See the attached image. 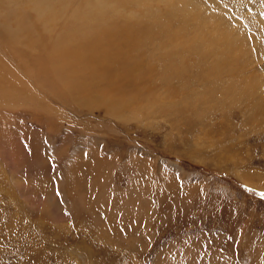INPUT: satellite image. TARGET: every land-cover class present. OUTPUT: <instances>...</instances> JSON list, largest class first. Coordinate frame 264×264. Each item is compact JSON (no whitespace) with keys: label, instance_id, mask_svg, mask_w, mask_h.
I'll return each mask as SVG.
<instances>
[{"label":"rangeland","instance_id":"374dc122","mask_svg":"<svg viewBox=\"0 0 264 264\" xmlns=\"http://www.w3.org/2000/svg\"><path fill=\"white\" fill-rule=\"evenodd\" d=\"M39 1L0 0V27L31 3L40 25ZM56 3L52 36L17 48L71 20L126 27L138 80L78 103L69 54L27 64L0 36V264H264V0Z\"/></svg>","mask_w":264,"mask_h":264},{"label":"bare ground","instance_id":"6f19581e","mask_svg":"<svg viewBox=\"0 0 264 264\" xmlns=\"http://www.w3.org/2000/svg\"><path fill=\"white\" fill-rule=\"evenodd\" d=\"M45 1L41 0V1H39V3H37V5H41ZM49 1L52 2L51 9L48 12V14L41 17L42 23L40 25H37L35 19L32 20L30 25H28L29 19L25 18L26 7L29 5L32 6L31 5L32 3L27 4L26 6L21 5L25 8V12L23 11L24 13L21 14L22 15V17H21L22 25L21 26L19 25V23L17 21V15L11 13V9H10L5 14V16L10 15V18H13L12 21H15V22H12V21L7 22V20L3 21L2 22L3 25L1 24V27H0V36L3 34L6 36V39L9 38V42L7 41V43L10 45L14 44L12 47L17 49L16 50L17 53H21L22 58H24L26 60L27 64H29V62H31V60H34L35 58H39L41 60H46V61H48L49 59L55 60L54 58H56L58 60V58L62 57L63 54H65V53L69 54L68 56H69V58L71 57L72 62L70 61L67 64H62V61L60 60L61 64H62V68L60 69V71H59L60 73L58 76H60V74H61V76L67 75V77H66L67 79L65 78L66 79L65 81H67V83L70 85L69 86L70 93L72 95H74L73 97L76 100H78V103H79V101H81L82 97L84 98V96H86L88 94L90 95L94 90L96 91V93L98 91V92H102L103 94L101 95V93H97L96 96H98L99 98L97 99V97H96V99H97L96 101H94L95 99H91V100H93L94 103L95 102H98V103L103 102L102 100H99V99L103 98V96L106 95V94H104L105 91L110 90L109 88H111L113 86V85L111 86V82L115 81L116 84L114 85V87H116V88L113 89L114 90L113 92H111V93L108 92V94H107L108 96L105 100H108L109 105H111L112 103H115L116 105H118V102L114 99L115 94L113 95L112 93L119 92V94L123 95L127 91V89H123V88H126V86L130 85V84L133 86V84H132L133 81L138 80L136 77L134 78L136 72L134 74L133 68H131V66H130L131 61L128 58V53H129L128 51L132 50L133 48L135 49L137 42L140 40V38L138 41L134 42V40H135L134 36L136 33L134 34L133 32L128 31L129 28L127 29L126 27H124V28H126L125 30H124V28H122V30H119V31L118 30L110 31L109 29H106V28H96L98 26L80 27V24L76 20L69 21L68 24L65 26L64 31L57 37V39H55L54 37H50L53 34V30H54V26H55L54 24L57 22V16H59L56 13L59 2L56 3V0H49ZM5 7H6V4L5 5L0 4V14ZM45 19L48 21L47 25H46ZM38 26L45 27L46 33H49L48 35H50L49 36L50 38L43 36L42 33H41V35L38 34L37 36H35V38L33 40L30 38V36L25 37L26 41L30 40L29 43L31 46L29 45L28 47H25V48H22V47L17 48L16 45L19 46L18 44H16L18 42L17 40L20 38V36L22 34H25V29L30 30V32H31V31L35 30ZM72 28H73V31L71 32ZM55 32H56V30H55ZM117 32H118V34H120V35H118L119 37L116 36ZM141 34H142V32L140 33V35ZM140 35H138V36H140ZM33 36H34V34H32V37ZM119 38L125 39L126 42L130 41L131 42L130 46L126 45L124 43V41L120 40ZM48 39H50L52 42L51 46H49L50 41ZM28 44H25V45L27 46ZM62 44L63 45L66 44L68 46L63 47ZM138 45H140V44H138ZM34 47L38 49L39 53L41 51H44L45 49L46 50L48 49L47 52L53 53V56H51L49 54L48 56H46L47 59H44L42 54H41L42 52L38 55H33V52H34L33 48ZM135 50H132L133 54L135 53V52H133ZM129 55H131V54H129ZM123 56H125V58H126V62L124 64H123ZM133 56H132V58H133ZM57 60H55V61H57ZM62 60H63V57H62ZM94 60H98L100 62V65L99 66H90L89 62L94 61ZM63 61L65 62V60H63ZM116 61H120V63H122L123 65L119 66L120 68L114 70L112 67H110V65L116 63ZM49 62H51V61H49ZM56 63H58V62H56ZM54 64H55L54 62L53 63L51 62V65L48 64L46 69L56 73L57 70H59V68L56 67V69H55ZM41 65H45V63L44 64L42 63ZM124 66H125V68H124ZM70 67H73L74 69H72ZM114 67H117V65L115 64ZM68 68L72 69L70 75L67 74L68 71L67 72L65 71ZM108 68L112 69L110 71L114 70V72H116L118 74L117 77H115V79L118 78V76H122L121 79L125 83L124 82L118 83L119 81L117 79L116 80L110 79L109 76L112 77V73H109V72L106 73V69H108ZM64 73H66V75ZM136 75H138V74H136ZM121 79H120V81H121ZM121 83H123V85L126 84V86L123 87V85ZM100 84H105L106 87L104 86L105 88H100L99 87ZM127 88H129V87H127ZM3 89L6 91L5 88H3ZM88 91H91V92L88 93ZM1 94H2V92H1ZM133 94H136V93H133ZM133 94H132V96H134ZM12 95L13 94H11V96ZM126 95H127V93L123 96H126ZM9 96H10V94H9ZM130 96H131V94H130ZM12 97H10V98H12ZM87 97H85V98H87ZM91 97H93V96H91ZM137 97H138V95H137ZM2 98H3V96H2ZM136 98L134 97V100ZM130 99H132V98H130ZM86 101H88L90 103L89 99H86ZM132 101H133V99H132ZM82 102H83V100H82ZM82 102H81V104H82Z\"/></svg>","mask_w":264,"mask_h":264}]
</instances>
